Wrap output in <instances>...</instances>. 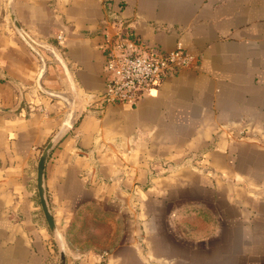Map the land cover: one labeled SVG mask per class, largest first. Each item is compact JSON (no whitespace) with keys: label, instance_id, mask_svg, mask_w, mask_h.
I'll return each instance as SVG.
<instances>
[{"label":"crops","instance_id":"obj_1","mask_svg":"<svg viewBox=\"0 0 264 264\" xmlns=\"http://www.w3.org/2000/svg\"><path fill=\"white\" fill-rule=\"evenodd\" d=\"M9 3L0 264H264V0H12L31 45ZM122 19L154 53L196 55L134 105L99 100ZM68 119L45 167L54 234L38 162Z\"/></svg>","mask_w":264,"mask_h":264},{"label":"built area","instance_id":"obj_2","mask_svg":"<svg viewBox=\"0 0 264 264\" xmlns=\"http://www.w3.org/2000/svg\"><path fill=\"white\" fill-rule=\"evenodd\" d=\"M113 0H103L109 8ZM112 11V10H111ZM124 19L117 21L116 31L106 32L102 43L107 72L106 90L99 96L105 103L136 104L162 79L191 66L196 55L178 45L167 52L154 53L143 39L122 29ZM62 41L63 36L58 35ZM52 52L61 63L58 54Z\"/></svg>","mask_w":264,"mask_h":264},{"label":"water","instance_id":"obj_3","mask_svg":"<svg viewBox=\"0 0 264 264\" xmlns=\"http://www.w3.org/2000/svg\"><path fill=\"white\" fill-rule=\"evenodd\" d=\"M8 10H9V14L12 20V23L16 29V31L19 33V35L21 36L22 39H24L25 41H27V43L29 45V35L28 33L22 29L21 25L19 24L15 12L13 10L12 7V0H10L9 6H8ZM73 112V108L71 109V114ZM70 120L72 119V115L69 118ZM68 119V121H66V123L64 124V126L48 141V143L45 145V147L43 148L40 158H39V162H38V176H37V186H38V193H39V197H40V202H41V206H42V210L44 212L45 218L47 220V223L50 227V230L56 234L57 232V228H56V224L53 218V215L50 211V207L48 204V199L46 196V188H45V167H46V162L53 150V148L55 147V145L57 144L58 140L60 139L61 135L65 132L67 126L70 125V120ZM58 264H66V254L64 249H60V259H59V263Z\"/></svg>","mask_w":264,"mask_h":264}]
</instances>
